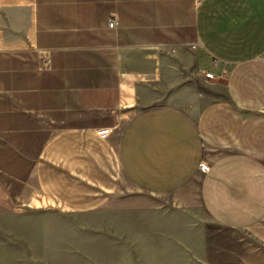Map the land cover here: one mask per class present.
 Segmentation results:
<instances>
[{"label": "crops", "instance_id": "crops-1", "mask_svg": "<svg viewBox=\"0 0 264 264\" xmlns=\"http://www.w3.org/2000/svg\"><path fill=\"white\" fill-rule=\"evenodd\" d=\"M21 208L143 211L136 0H0V215Z\"/></svg>", "mask_w": 264, "mask_h": 264}, {"label": "rangeland", "instance_id": "rangeland-1", "mask_svg": "<svg viewBox=\"0 0 264 264\" xmlns=\"http://www.w3.org/2000/svg\"><path fill=\"white\" fill-rule=\"evenodd\" d=\"M0 264H145L144 212L2 214Z\"/></svg>", "mask_w": 264, "mask_h": 264}, {"label": "built area", "instance_id": "built-area-1", "mask_svg": "<svg viewBox=\"0 0 264 264\" xmlns=\"http://www.w3.org/2000/svg\"><path fill=\"white\" fill-rule=\"evenodd\" d=\"M114 24V20H109V25L112 26Z\"/></svg>", "mask_w": 264, "mask_h": 264}]
</instances>
